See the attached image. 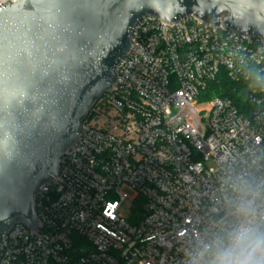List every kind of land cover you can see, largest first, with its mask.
Instances as JSON below:
<instances>
[{
    "label": "built area",
    "instance_id": "1",
    "mask_svg": "<svg viewBox=\"0 0 264 264\" xmlns=\"http://www.w3.org/2000/svg\"><path fill=\"white\" fill-rule=\"evenodd\" d=\"M132 44L36 195L44 228L0 234V264H203L238 203L264 217L263 41L220 19L152 16ZM222 80L237 85L231 95L210 96Z\"/></svg>",
    "mask_w": 264,
    "mask_h": 264
},
{
    "label": "water",
    "instance_id": "2",
    "mask_svg": "<svg viewBox=\"0 0 264 264\" xmlns=\"http://www.w3.org/2000/svg\"><path fill=\"white\" fill-rule=\"evenodd\" d=\"M193 16L264 43V0H17L0 5V234L44 228L36 195L55 183L91 110L118 81L145 17ZM257 226L264 231V217ZM34 238V237H33Z\"/></svg>",
    "mask_w": 264,
    "mask_h": 264
},
{
    "label": "clouds",
    "instance_id": "3",
    "mask_svg": "<svg viewBox=\"0 0 264 264\" xmlns=\"http://www.w3.org/2000/svg\"><path fill=\"white\" fill-rule=\"evenodd\" d=\"M234 220L201 253L203 264H264V231L248 202H240Z\"/></svg>",
    "mask_w": 264,
    "mask_h": 264
},
{
    "label": "trees",
    "instance_id": "4",
    "mask_svg": "<svg viewBox=\"0 0 264 264\" xmlns=\"http://www.w3.org/2000/svg\"><path fill=\"white\" fill-rule=\"evenodd\" d=\"M237 85L231 83L227 80H222L221 82L214 83L209 86L208 93L210 96H229Z\"/></svg>",
    "mask_w": 264,
    "mask_h": 264
},
{
    "label": "rangeland",
    "instance_id": "5",
    "mask_svg": "<svg viewBox=\"0 0 264 264\" xmlns=\"http://www.w3.org/2000/svg\"><path fill=\"white\" fill-rule=\"evenodd\" d=\"M132 206V201L128 200L125 205H124V209H123V216L126 217V218H129L131 213L129 211V209L131 208Z\"/></svg>",
    "mask_w": 264,
    "mask_h": 264
}]
</instances>
